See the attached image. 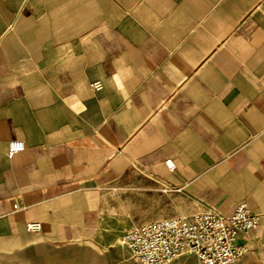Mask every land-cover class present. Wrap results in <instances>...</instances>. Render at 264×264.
<instances>
[{
    "label": "crops",
    "instance_id": "crops-1",
    "mask_svg": "<svg viewBox=\"0 0 264 264\" xmlns=\"http://www.w3.org/2000/svg\"><path fill=\"white\" fill-rule=\"evenodd\" d=\"M240 201L264 264V0H0V264H138L131 227Z\"/></svg>",
    "mask_w": 264,
    "mask_h": 264
},
{
    "label": "built area",
    "instance_id": "built-area-1",
    "mask_svg": "<svg viewBox=\"0 0 264 264\" xmlns=\"http://www.w3.org/2000/svg\"><path fill=\"white\" fill-rule=\"evenodd\" d=\"M92 87L100 89L103 83L95 81ZM24 148V141L13 140L9 152L14 154ZM166 163L175 167L171 159ZM259 224L257 213L246 201H240L229 214L209 207L191 216L135 225L125 232L123 243L138 264H171L186 253L196 254L197 264H234L248 253V240ZM26 226L30 231L42 229L39 221L27 222Z\"/></svg>",
    "mask_w": 264,
    "mask_h": 264
}]
</instances>
